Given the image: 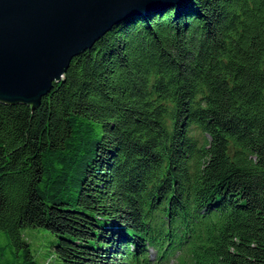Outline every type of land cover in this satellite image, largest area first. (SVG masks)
<instances>
[{
    "label": "trees",
    "instance_id": "obj_1",
    "mask_svg": "<svg viewBox=\"0 0 264 264\" xmlns=\"http://www.w3.org/2000/svg\"><path fill=\"white\" fill-rule=\"evenodd\" d=\"M28 225L60 264H264V0L131 17L37 107L0 101L12 264H44Z\"/></svg>",
    "mask_w": 264,
    "mask_h": 264
},
{
    "label": "water",
    "instance_id": "obj_2",
    "mask_svg": "<svg viewBox=\"0 0 264 264\" xmlns=\"http://www.w3.org/2000/svg\"><path fill=\"white\" fill-rule=\"evenodd\" d=\"M187 0H0V101L37 107L116 24Z\"/></svg>",
    "mask_w": 264,
    "mask_h": 264
},
{
    "label": "rangeland",
    "instance_id": "obj_3",
    "mask_svg": "<svg viewBox=\"0 0 264 264\" xmlns=\"http://www.w3.org/2000/svg\"><path fill=\"white\" fill-rule=\"evenodd\" d=\"M22 236L30 243V248L35 258L44 264H60V259L55 252L58 236L43 226H24ZM16 246L13 244L7 230L0 229V261L12 264L17 259ZM154 252V249H153ZM172 262V261H171Z\"/></svg>",
    "mask_w": 264,
    "mask_h": 264
}]
</instances>
